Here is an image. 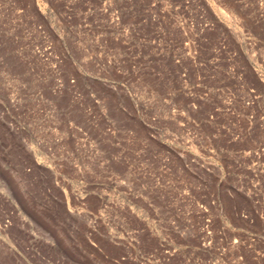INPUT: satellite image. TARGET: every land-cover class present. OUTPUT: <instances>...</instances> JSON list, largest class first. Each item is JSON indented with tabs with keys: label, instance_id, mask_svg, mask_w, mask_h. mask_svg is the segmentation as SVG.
<instances>
[{
	"label": "rangeland",
	"instance_id": "obj_1",
	"mask_svg": "<svg viewBox=\"0 0 264 264\" xmlns=\"http://www.w3.org/2000/svg\"><path fill=\"white\" fill-rule=\"evenodd\" d=\"M0 264H264V0H0Z\"/></svg>",
	"mask_w": 264,
	"mask_h": 264
}]
</instances>
